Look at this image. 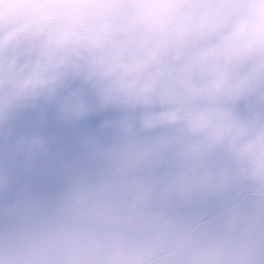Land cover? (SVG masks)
<instances>
[{
	"label": "clouds",
	"instance_id": "obj_1",
	"mask_svg": "<svg viewBox=\"0 0 264 264\" xmlns=\"http://www.w3.org/2000/svg\"><path fill=\"white\" fill-rule=\"evenodd\" d=\"M0 264H264V0H0Z\"/></svg>",
	"mask_w": 264,
	"mask_h": 264
}]
</instances>
